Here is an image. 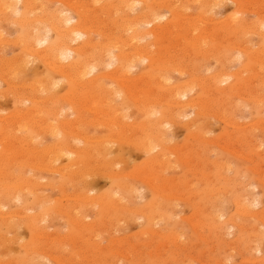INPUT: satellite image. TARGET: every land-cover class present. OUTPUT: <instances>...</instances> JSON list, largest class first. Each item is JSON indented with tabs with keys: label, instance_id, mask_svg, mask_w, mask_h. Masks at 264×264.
Listing matches in <instances>:
<instances>
[{
	"label": "rangeland",
	"instance_id": "374dc122",
	"mask_svg": "<svg viewBox=\"0 0 264 264\" xmlns=\"http://www.w3.org/2000/svg\"><path fill=\"white\" fill-rule=\"evenodd\" d=\"M178 1L186 3L187 0H177V2ZM166 2H168V0ZM189 2L191 4L188 3L190 7H188L187 5V9H190L189 11H191V13L186 10L188 11L186 12V14L189 13L188 18L193 19L194 17H192L191 14L196 17V3L194 2V0H190ZM235 8L236 5L233 4L232 0H224L222 2L221 7L215 8L219 10L214 9L216 12L212 11L213 14H211V17L209 18L208 22L203 21L202 23H200V25H203L204 29L208 28L207 30H214L221 23H223L225 19L231 15V13L235 11ZM141 10L142 6L140 5L135 7V10H132V13L130 12L129 14L132 15V17H135L141 12ZM250 10L252 11V8ZM166 11L167 9H162L160 11V15L163 14V16H165V19L157 21V24L163 25L170 19V15L168 12L166 13ZM216 15L219 19L216 18ZM71 17L76 18L75 15H71ZM247 17L249 19L256 18V16H254V14H252L251 12L249 13V15H247ZM216 23L218 24L216 25ZM194 24L196 23L191 24L192 28H194ZM211 26L213 27L211 28ZM1 27L3 28L1 30L2 35L3 37H5V39H8L9 36L11 40L12 38L14 39L16 37L18 33L16 30V25L9 24L8 21H0V28ZM143 29H145V32H147L148 30L153 29V27L145 24ZM11 34L13 35V37L11 36ZM198 34L199 33L194 32L195 37ZM167 35H165L164 40H162V43L164 44L165 48H169L170 50L168 49L166 52H164L168 53V51H170L171 53H177L176 51H174V49L179 45V41L177 43V40H174L172 36ZM199 36L201 37L200 34L198 35V37ZM151 40L152 37L150 38L149 34L147 35L146 33L142 36L141 39L138 40V45L146 46ZM200 40H202V38ZM247 40V47L253 51H258L262 49V47H264L261 35H248ZM174 43L175 45L177 44L176 47L173 46ZM1 45L0 50H3L2 52L5 54L6 57L11 58L14 54L18 53V50L8 42ZM3 45L5 46V48ZM172 46L173 48H171ZM130 49L132 48H129V50H127L131 52ZM234 51L230 53L228 59L224 63L215 62L214 60H207L205 62L194 61L192 62L193 64L191 63L186 69L188 70L187 72L185 70V72L183 73H172L169 76V79L170 77L171 79L170 81H168V83L170 84L171 82V85L179 83L186 84L189 82L192 83V72L190 71L191 69H189L192 68V65L200 66L198 67L199 69L197 68L198 70H196V72H199V75H203L205 79L215 77L218 72L222 74H235L240 71V69L243 67V64L246 62V57L241 56L240 53L237 51L233 53ZM229 58L232 59L230 60ZM32 61L34 67L31 64L29 67L30 71L28 70L27 72V78L29 79L33 77L34 72L36 71L46 72L42 64L38 62L35 63L34 60ZM136 64V68H133L130 71L129 76H125L126 78L124 77V79L127 80L128 78H136L138 80V78L140 79L142 76L144 77L145 72H147L148 70L149 62H142V64ZM105 70L112 71L113 69L106 67ZM253 72L256 75L264 76V68L261 65L252 66V69L249 73L251 77L255 75L252 74ZM249 75L246 76V74H244V78L250 77ZM93 76L94 75L90 76V78ZM143 77L141 79H143ZM190 77L192 78V81L189 80ZM128 80L131 81L130 79ZM234 82L235 79H232L230 82L226 81L223 82L221 85L223 87H227ZM109 83H111V81H109ZM0 88H2L3 90L5 89V86L1 85ZM262 89V98H264V87ZM164 91V88H162V92H158L159 96L158 93L154 92V90H152V92L150 93L153 94L154 92L155 94L153 96H156L155 98L156 100H158L157 96L159 98L161 95H163V98L166 97ZM59 95L62 97L68 95L65 83L61 85V88L59 89ZM98 95L99 94L97 93L91 92H87L86 94V91L77 92L75 95L76 103L74 106L76 109H70L71 106L66 105L64 107L66 109L63 110V113H59L61 115L59 116L60 120H64L67 118L70 121L75 118L78 119L79 117V120L82 119L85 123H82L79 126L78 134L80 132L84 133V137L88 139L91 138L89 141H93V144L98 141L100 142L103 139V142L105 141L104 143L105 145H107V147L111 146V149L109 148L110 151H108L110 152L108 153V160L110 161L109 166H105L104 168L99 167V169H93L96 166L98 167V165H96L98 163L97 161L89 163L84 159V157L80 158L78 157V155H76L73 159L76 160V162L80 160H85L83 163H81L82 167L78 166L77 169L83 171L84 173L86 172L84 178L85 176H88L84 180L83 177H81V179H79L78 184H76V187H72V184L67 185L68 188L64 187L65 189H68L67 191L63 190V187H55V185L57 184L56 182L59 181L60 175L59 173L48 172L47 168L49 167V171H51V168H53L54 165L56 167L67 166V164L69 165L70 163L69 158L64 159L63 157L62 160H59V163H57V161L55 164L53 163L52 166L50 165L51 163H48L49 165L44 164L47 161H45V158H42L43 160L40 159L41 161L38 162L41 163L42 161H44L42 162V164H40L43 165L42 170H40V167L36 168L37 163L35 161V170L32 169V171L29 168H26L27 170L25 169V172L22 170L23 172L21 171L20 173L27 180L36 175L37 178L34 176L32 180H29L32 181V186H34V182L35 185L40 182V185L38 184L37 187L30 186L32 188L29 189L30 191L27 190L24 195L21 194L20 197L19 195L17 196L18 201H15L14 199H9L5 200L2 203H6L7 205L6 208L4 207L3 211L0 212V215H4L0 217V264H28L27 262H30L29 264H33L37 261H40L41 264H264V237L262 238V235L264 236V181H262L264 180V123L261 122L264 121V110H262L264 109V101L261 103L262 105L255 106L248 100H239L237 97L234 102L238 103V106L231 111V115L228 114V117H225V119L230 122L226 121L222 117L215 116L214 118V116H212L211 118H209V123L207 124V126H201L200 128H196L195 122L198 119L197 114L194 113V110L191 108L186 109L187 111L184 110V114H182L185 116H180L179 120L176 119V123L168 124L167 127L165 126L164 128H162L161 140H164L166 143L163 141L162 144L156 147V149L148 153L142 149L138 150L139 148L137 149V146L131 143L134 146L133 147L128 141V139L124 138V136H127V133L129 132V134L131 135L133 133L135 134L136 132L134 131L138 130L137 125L145 123L144 119L147 121L146 116H142L143 114L140 113L139 109L136 108L133 103H126V109L124 108L125 112H123L124 110L122 111V113L128 116L125 117L126 120L124 119L125 124H117L115 128L116 130H113L112 132L110 130L111 124L110 122H107L111 121L110 118H112V116L108 118L103 115L104 113L101 108L103 104H101V106L99 107L95 103H93L95 99L94 97H97ZM42 97H46V95H42ZM197 97H204V99L209 98L208 94L204 93L200 89V86H197L196 88H194V90L188 92L187 97H184L185 99H179V101H182L181 103H187L192 99H197ZM79 98H81L80 101ZM83 98L85 100L88 99L89 101L87 100V103L85 104L86 101ZM163 98H160L161 101ZM166 100L168 101L166 102ZM39 101L41 100L39 99ZM120 101L121 99L119 97H116V100L112 101V105L115 106L119 104ZM164 101L167 103L166 108H163L165 107V105H160L159 103L160 106L157 105V107L155 108V111L157 113L155 116H153L154 119L161 117V111L164 110L163 112H167V110L165 111L167 107L168 109H171L172 107V109H175L174 104L176 105V103L174 101L170 102L169 98H165V100L163 99L162 104L164 103ZM158 102H160V100ZM170 103L171 107L169 106ZM27 105L29 106V103ZM85 105L89 106L86 107ZM42 106H46L47 108L49 105L42 104ZM29 107L32 106L30 105ZM80 107L81 109H79ZM85 108H87L89 111ZM78 109L79 111L81 110L80 112H82V116H80L77 112ZM105 109H107V107H105ZM13 110H15L13 98L11 96H3L2 98L0 97V113L9 114ZM99 110H101L102 113H100L101 111ZM99 115L101 116L102 120L98 118L100 117ZM229 117H233V120L228 119ZM218 118L224 120V122L220 119L218 120ZM93 119H99L100 121L104 120L105 124L101 123L99 120L96 121ZM41 121H43V119H41ZM50 121L53 124L58 123L57 121H55V118L51 119L50 117ZM93 123H95V125ZM97 123L99 126L97 125ZM100 123L104 126H101ZM134 124L136 126H134ZM127 125L128 127L130 125V130ZM166 130L168 132H166ZM163 132L165 135H163ZM82 133H80V136H83ZM113 133H116L117 136L116 134L112 135ZM134 134L132 136H134ZM196 135H200L201 137L198 139ZM136 136L134 137L137 139L138 136ZM99 138L100 140L95 141ZM201 138L204 141H199ZM52 139L53 138L50 135L42 134L41 139H39L40 141L36 142L37 147L41 144L42 147H36V149L41 148L40 150H42L44 147L49 145V143L52 142ZM61 139L62 138H59L58 140ZM106 139H108V141ZM210 140L216 142L210 143ZM80 141H82L83 146H80V148H84L85 142L83 141V139ZM80 141L78 142L80 143ZM79 145H81V143ZM171 149H173L175 152L172 153L173 150ZM157 157L160 160L163 159L161 161H168V163L165 162L167 163L166 169L157 167L154 171L156 177L155 180L152 181L154 182V186L157 184V186L155 187L159 190V192H155L154 189L152 190L153 187L150 186L147 182L143 181L151 180L150 175L152 173L149 172L148 169H150V167L148 165H150L153 160H157ZM4 158H6L5 160L10 159L7 154ZM209 161L211 162V164L209 163ZM213 161L219 165V168L217 167L218 165ZM34 163L32 164L34 165ZM10 164H14L15 167L10 168L9 166L12 167V165ZM20 165L21 164L18 163L16 165L15 162L11 160V163H9L8 168H5L4 171L12 174L16 172V170L19 171V169H21ZM44 166L46 168H44ZM86 166L88 168H86ZM91 166L94 167L92 168ZM1 167L5 166L1 165ZM79 167H81V169H79ZM216 167L218 170L216 169ZM43 168L47 171H45ZM3 169L4 168H2V170ZM37 169L39 171H37ZM224 169L227 170L224 171ZM253 170L255 171L253 172ZM122 174L124 175L122 176ZM205 174L208 178H206ZM204 175L206 179L204 178ZM134 176L138 177L134 178ZM225 178H227V180ZM36 179L40 181L38 182ZM118 181H120V183H122L123 181L132 185L134 184L133 187H135L136 189H134L133 194H125L124 197V191L121 192L118 189V186H120ZM259 181H262V183H260ZM41 182H45V185ZM48 182H53L52 184H54L55 182V185H53L55 188H51L50 185H48ZM1 183L2 179H0V187L3 186V184ZM223 185L225 187H223ZM165 186L166 188H169L166 189ZM78 187L80 190L78 189ZM74 189L76 191H73ZM88 189L93 192L89 191ZM222 191H225V193ZM111 194L116 197H113ZM80 195H83V197ZM87 196L91 198L96 196L95 198L102 197L106 199H108L109 197L108 200H117L123 197V205H126L128 211L130 210V212H121V210L116 211L114 205L111 207L105 206V209L99 206H95L96 209L93 208L94 206H84V203L86 201L85 199ZM110 196L113 198H111ZM237 196L239 199L237 198ZM233 198H235V200H233ZM75 202L78 203L76 204ZM154 202L157 203L156 208H154V210H152L150 213L148 211L149 209H153L151 204H153ZM57 205L59 208L56 207ZM62 206L64 208H67H65L64 210ZM234 206L239 207L240 210L236 209L237 207L235 208ZM110 208H112L113 210ZM200 208H202V210ZM68 209L69 211H67ZM164 209H166L167 211ZM168 209H170V211ZM198 209L204 212L203 216L201 215V211H199ZM61 210L67 213L60 214L62 213ZM72 211L73 213H78L80 211L81 215L84 214L83 216H85H81L84 221V225L79 230L78 228H75L76 225L71 222L72 220L69 217ZM164 211L165 213H163ZM145 213H149V215H152V222L150 220H147V218L143 217ZM197 213L201 216L198 217ZM43 214H45V216ZM204 215L210 216L205 217ZM8 217L12 218V220L10 219V221L13 222L12 226L10 225L11 227H8L5 224L7 223L5 221H8L9 219ZM207 217L210 218L207 219ZM193 222H195V224ZM207 223L208 225H206ZM210 223L213 224L212 226L214 228H207L210 226ZM13 225H15V228ZM240 225L242 228L240 227ZM89 226L92 227L89 228ZM98 227L101 228V230ZM258 230L259 232H257ZM249 233H251V235ZM166 236H169L168 240ZM66 237H69V240ZM73 237L77 241L74 240ZM62 238H64L65 240ZM70 238L74 241H70ZM169 238L171 239L170 242L172 243L168 242ZM253 242L256 243V246ZM252 243L254 246H252ZM42 254H48V256L43 257ZM54 256H56V259L61 260L62 263H57L58 261L56 262Z\"/></svg>",
	"mask_w": 264,
	"mask_h": 264
},
{
	"label": "bare ground",
	"instance_id": "6f19581e",
	"mask_svg": "<svg viewBox=\"0 0 264 264\" xmlns=\"http://www.w3.org/2000/svg\"><path fill=\"white\" fill-rule=\"evenodd\" d=\"M166 1L165 0H0V21H5V22L8 21L9 24L16 25L17 27L16 30L18 32L14 39L12 38L13 37L12 34H11L12 40L9 38L10 34L8 35L9 36L8 39H5V37H3L2 35V30H1L3 28L2 27L0 28V45L8 42L9 44L13 45L18 50V53L14 54L11 58L6 57L5 54L2 52L3 50H0V87L1 85L5 86V89L3 90L2 88H0V97L2 98L3 96H7V97L11 96L13 98V104L15 106V110L10 112L9 114L0 113V164L2 166H5V167H1L0 165L1 167L0 168V179H2L1 184H3V186L0 187V212L3 211L4 207L6 208L7 204L6 203L2 204L5 200L14 199L15 201L16 200L18 201V197H17L18 195L20 197L21 194L24 195V193L27 190L32 189L30 186H32L33 183L32 181H29V180L30 179L32 180V178L34 176L36 177V175H34L33 177L31 176L32 178L28 177L30 179L27 180L25 179L24 176H22L20 172L22 170L24 171L26 168H29L31 170L34 169L35 168L34 166L36 163H37L36 168L40 167L41 168L40 170H42L43 165H40V164H42V162L44 161H42L41 163H38L41 160H43L42 158H45L46 160L45 159L44 160L47 161L44 164L51 163L50 164L51 166L53 163L55 164L57 161H58L57 163H59V160L60 159L62 160L63 157L64 159L65 158L70 159V163L68 162L69 165L67 164V166L56 167L54 165L53 168H51L52 169L51 171H49V167L47 168L48 172L59 173L60 175L59 181L56 182L57 183L56 185H55V182L54 184H52L53 182L51 183L48 182L49 183L48 185H50L51 188H55L56 186H59L61 188L63 187V190H66V191L68 189H65L64 187L68 188L67 185H70V184H72V187H76V184H78L79 179H81V177H83V180H84L88 176L87 175L84 178V175H86V172L84 173L83 171H80L77 169V167L81 166L82 165L81 163H83L85 160L88 161L89 163H92L93 161L98 162L96 164L98 165V167L93 166L94 167L93 168L91 166L93 169H96V168L99 169V167L104 168L105 166H109L110 161L108 160V155H109L108 153L110 152L108 151H110L111 146L107 147V145H105L104 143L105 141L103 142V139L102 141L99 142L98 140H100V138L95 140L98 142L94 141L95 143L93 144V141L92 142L89 141L91 138L88 139L84 137V133L82 132L80 133H82L83 136H80V133L78 134L79 126L85 122L82 119L79 120V117L78 119L77 118L73 119L74 121L73 120L70 121L67 118L64 120H60L61 115L59 113H63V110L66 109L64 108L66 105L71 106L70 109H73V110L76 109L74 106L76 103L75 95L77 92L86 91V94L87 92L99 94L97 97H94L95 99L93 103H95L99 107L101 106V104H103L104 107L103 106L101 107L104 113L103 115L108 118L112 116V118H110L111 121H107L105 119L107 122H110L111 124L110 130L112 132L113 130H116L115 128L117 124L119 125L125 124V120H126L125 117L127 115L122 113V111L124 110V108L126 109L125 107L126 103H133L136 106V108L139 109L140 113L143 114L142 116L144 115L146 116L147 121L144 119L145 123H141L137 125V129L139 130V132L138 130L134 131L138 133V134L135 133L138 136L137 139L134 137L136 135L133 133L134 136H132L133 134L132 135L129 134L130 132L127 133L128 135L124 136V138H127L130 144L131 143L135 144V146H137V149L139 148L138 150L142 149L148 153L156 149V147L162 144V142L164 141V140L163 141L161 140L162 128H164L165 126L167 127L168 124L176 123L177 122L176 119L179 120L180 116H185L182 114H184L183 111L186 109L191 108L194 110V113L197 114L198 119L196 120V122L195 121L194 122L196 123V128H200L201 126L206 127L207 124L209 123L208 121L209 118H211L212 116H214V118L215 116L216 117L218 116V117H222L225 119V117H228V114L231 115V111L235 109V107L238 106V103L234 102L237 97L239 100H243V99L248 100L250 103H252L255 106L262 105L261 103L264 101V98H262L263 97L262 88L264 87V76L256 75L253 72L252 74H255V75L251 77L249 73L253 65H261L264 68V47H262V49L258 51H253L247 47L246 43H248V40H247L248 35L258 34V35H261L263 39V46H264V31H263L264 29V0H232L233 4L236 5V8L234 9L235 11L231 13V15L228 16L225 19V21L221 23L218 27L216 26L217 28H215L214 30H207L208 28L204 29L203 25H200V23H202L203 21L208 22L209 18L211 17V14H213L212 11L219 10L215 8L221 7L222 2L224 0H194V2L196 3L197 10L195 14L196 17L191 14V16L194 17L193 19L188 18V14L191 13V11H189L190 9L189 10L187 9V5L188 3L191 4L189 2L190 0H187L186 3L183 2L184 4L179 1L177 2V0L175 1L168 0V2ZM140 5L142 6L141 12L137 16L132 17V15H130L129 13L130 12L132 13V10H135V7L140 6ZM188 7H190V5H188ZM251 8H252V11L250 10ZM162 9H167L166 13L167 12L169 13L170 19L165 24L159 25L157 24V21H160L161 19H165V16H163V14L160 15L161 13L160 11ZM186 10H188L189 13L186 14V12H188ZM249 11L252 14H254V16H256L255 19H249L247 17V15H249L250 13ZM217 14H218V11H217ZM71 15H75L77 19L75 17L72 18ZM216 18H218L217 15H216ZM192 23H196L194 24L195 26L192 25L194 28L191 27ZM145 24L148 26L149 25L152 26L153 29H150L147 32H145L146 30L143 29ZM217 24L218 23H216V25ZM212 27L213 26H211V28ZM194 32L199 33L201 37L200 36L198 37L199 34L195 37ZM146 33L147 35L149 34L150 38L152 37V40L146 46H139L138 40L141 39L142 36ZM167 34L169 36H172L174 40H177L176 41L177 43L179 41L178 46L177 44L175 45V43L173 45L174 47L177 46L175 48L176 50L174 49V51H176L177 53L175 52L171 53L170 51H168V53H165L169 48L167 49L164 47L162 40H164V37ZM201 38L202 40H200ZM173 46L171 48H173ZM129 48H132L130 49L131 52L128 51ZM234 50L239 52L241 56L246 57L245 59L246 62L243 64V67L237 73L234 74L231 72L232 74L230 73L222 74L218 72V74L215 77L205 79L203 75H199L198 74L199 72L198 73L196 72V70H198L199 69L198 67L200 66L192 65V68H189L191 69L190 71L192 72L191 74V76L193 77L192 83L189 82L186 84L179 83V84H172V85H171V82L170 84L168 83V81H170L171 79V77L169 79V76L172 73L185 72V70L188 68V66L192 62L194 61L205 62L207 60L209 61L214 60L215 62L224 63L228 59V56L230 55V53H232V51ZM235 51L233 53H235ZM239 58H242V57H239ZM32 60H34L35 63L38 62L42 64L46 72L36 71L34 72L33 77L29 79L27 78V72L29 70L30 65L32 64L33 66ZM233 60H234V57H233ZM142 62L144 63L149 62L148 70L147 72H145L144 77L141 75L143 79H141L142 77L140 79L138 78V80L136 78L135 79L128 78L131 81H129L128 79L127 80L124 79L125 76L127 75L129 76V73L133 68H136L135 67L137 65L136 63L142 64ZM195 66H196V69H195ZM106 67L112 68L113 70L106 71L105 70ZM187 71L188 70H186V72ZM202 72H203V68H202ZM244 74H246V76L249 75L250 77L244 78ZM92 75L94 76L90 78V76ZM190 78L189 80L192 81V78L191 79ZM232 79H235V82L231 83L229 86L223 87L221 85L223 82H226V81L230 82ZM109 81H111V83H109ZM63 83L66 84V88L68 91V95L65 97H62L59 95V89L61 88V85ZM197 86H200V89L204 93L208 94V97H209L208 99H204V97L202 98L197 97V99L196 98L194 100L192 99L191 101H188L187 103H181L182 101L181 102L179 101V99H185L188 95V92L191 90H194V88H196ZM162 88H164L165 90L164 91L165 93L163 92L166 96L165 98H169L170 102L174 101L177 106L174 104L175 109H172L173 108L172 107L171 108L172 110L168 109L167 107V109H165V111L167 110V112H163L164 110L161 111L162 112L161 117L154 119L153 116H155L157 113L155 111V108L157 107V105H159V103L160 105H165V107L163 108H166L167 106L166 102L168 100H166V102L164 101V103L162 104V101L163 99L165 100V98H163V95H161L162 97L160 96V98H163L161 101V99L158 97L159 96L158 92H162ZM152 90L158 93V96H157L158 100H156L155 98L156 96L155 97L153 96L155 94L154 92L153 94L150 93L152 92ZM42 95H46V97H42ZM116 97H119L121 101L119 102V104L113 106L112 101L116 100ZM81 98H79V101L81 100ZM39 99L41 101H39ZM87 100H85L86 101L85 104L87 103ZM159 100L160 102H158ZM28 103H29V106L31 105L32 107H29L27 105ZM42 104H47L49 106L46 108V106H42ZM169 106L171 107V103ZM105 107H107V109H105ZM79 109H81V107ZM79 109L77 110V112L79 113L80 116H82L81 115L82 112H80L81 110L79 111ZM102 111L100 113H102ZM123 112H125V110ZM50 117L51 119L55 118V121H57L58 123L53 124L50 121ZM98 118L102 120L101 116ZM232 118L229 117L228 119H232ZM41 119H43V121H41ZM219 119L220 118H218V120ZM93 120L97 121L99 119H93ZM222 121L224 122V120ZM100 122L105 124L104 120ZM261 122L264 123V121H261ZM95 123L93 124L95 125ZM101 126H104V125H101ZM134 126L136 125L134 124ZM120 128H125V127H120ZM164 132H163V135H165ZM166 132L168 131L166 130ZM42 134L50 135L53 138L51 142L53 144L49 143V145L44 147L42 150H40L41 148L36 149L37 147L36 142L40 141L39 139H41ZM115 134L113 133L112 135H115ZM197 137L199 139L201 136L199 135ZM59 138H62V139L58 140ZM82 139L85 142L84 148H80V146H82V141L80 140ZM106 140L108 141V139ZM78 141H80L81 145H79L80 143ZM199 141H204V140L201 138ZM209 142L211 143V142H216V141L210 140ZM41 145L40 146L38 145L37 148L42 147ZM174 152L175 151L173 150L172 153ZM6 154L8 155V157H10V159L5 160L6 158L4 157L6 156ZM76 155H78V157L80 158L84 157L85 160L84 161L80 160L76 162V160H73ZM11 160L15 162L16 165L17 163L22 165V166L20 165L21 169H19V171L16 170V172L12 174L4 171L5 168H8L9 163H11ZM157 160H153V162L155 161L154 163L150 161L152 163L148 165L150 167V169L148 170L150 173H152L150 175L151 180H148V181L143 180L144 182H147L150 186H152L153 187L152 190L154 189L155 192L157 191L159 192V190L155 187L157 186V184L154 186V182H153L156 177L154 174L155 168L161 167L163 169L164 168L166 169L167 168L166 164L168 163V161H161L163 159L160 160L158 158ZM34 161L36 163H34ZM32 163H34V165ZM209 163L211 164L210 161ZM13 165L12 167L11 166L9 167L10 168L15 167V165L14 166ZM87 166L86 168H88ZM81 167H79V169H81ZM217 167L219 168V165ZM221 167H222V164H221ZM2 168L4 169L2 170ZM44 168L46 167L44 166ZM226 170L224 169V171ZM11 171H15V170H11ZM37 171L39 170L37 169ZM254 171L255 170H253V172ZM123 175L124 174H122V176ZM205 175H204V178H205ZM136 177L134 176V178ZM206 178H208L207 175H206ZM225 179L227 180V178ZM262 181H259V182L262 183ZM118 182L120 185L118 186V189L121 192L124 191V197H125V194L132 195L134 192V189H136L135 187H133L134 184L132 185L130 183L123 182V181L122 183H120V181ZM38 184L40 185V182ZM37 185H35V182H34V186L32 187H37ZM53 185H55V187ZM227 185H230V184H227ZM223 187L225 186L223 185ZM61 188H58V189H61ZM75 189L73 191H76ZM90 189H93V188H90ZM31 191H34V190H31ZM222 192L225 193V191H222ZM80 196L83 197V195H80ZM95 197L91 198L87 196L85 199L86 201L82 200V201H85L84 206L85 205L94 206L93 208L95 209H96L95 206H99L105 209L106 207H111L114 205V207L116 208V211L117 210H121V212L128 211L127 206L123 205V201H124L122 200L124 199L123 197L117 200L115 199L108 200L109 197L108 199L102 198V197H99V198H95ZM113 197H116V196H113ZM233 200H235V198H233ZM156 204H157L156 202L151 204L153 209H149L148 212L151 213V211L154 210V208H156ZM56 207L59 208L58 205ZM65 208L63 207L64 210ZM200 209L202 210V208ZM236 209H239V207H237ZM168 210L170 211V209ZM67 211H69V209ZM128 212H130V210ZM63 213H67V212L62 211V213L60 214H63ZM163 213H165V211ZM201 213H202L201 215L203 216L204 212L201 211ZM2 215H0V217ZM43 215L45 216V214ZM83 215H81L80 211L78 213H73L72 211V213L69 216L72 220L71 222L74 225H76L75 228H78V230L84 225L83 224L84 221L81 218V216L85 217ZM194 215H193V218H194ZM197 215L198 217L201 216L198 213ZM28 216H31V215H28ZM204 216L206 217L210 215H204ZM143 217L147 218V220H150L152 222L151 219L153 217L152 215H149V213H145ZM208 218L210 217H207V219ZM10 219L12 220V218H9L8 221H10ZM8 221H5L7 223L5 222L4 223L8 227H11L13 222L11 221L8 222ZM193 223L195 224V222ZM206 225H208V223ZM212 225L213 224L210 223V226L209 227L206 226V227L212 228L213 227ZM13 226L15 228V225ZM90 227L92 226H89V228ZM99 229L101 230V228ZM257 232H259V230ZM249 234L251 235V233ZM168 237L169 236H166L167 240H168ZM263 237L264 236L262 235V238ZM74 240L76 239L74 238ZM74 240H71L70 238V241H74ZM170 241L171 239L169 238L168 242ZM253 243L254 245L256 244L255 242ZM253 243H252V246H254ZM42 256L43 257L48 256V254H45V255L42 254ZM55 257L56 256H54V259L56 260V262L58 261L57 263H62L61 260H58ZM27 263L29 264L30 262H27ZM33 264H41V263L40 261H37Z\"/></svg>",
	"mask_w": 264,
	"mask_h": 264
}]
</instances>
